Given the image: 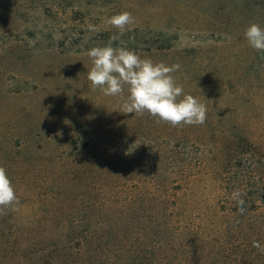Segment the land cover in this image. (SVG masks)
<instances>
[{
  "label": "rangeland",
  "instance_id": "1",
  "mask_svg": "<svg viewBox=\"0 0 264 264\" xmlns=\"http://www.w3.org/2000/svg\"><path fill=\"white\" fill-rule=\"evenodd\" d=\"M23 1L4 4L0 29V166L19 199L0 215V264L70 261L95 230L99 264H232L245 246L264 258V53L244 36L264 28V0ZM124 11L119 36L106 20ZM113 35L179 65L205 123L125 114L93 90L87 52Z\"/></svg>",
  "mask_w": 264,
  "mask_h": 264
},
{
  "label": "clouds",
  "instance_id": "2",
  "mask_svg": "<svg viewBox=\"0 0 264 264\" xmlns=\"http://www.w3.org/2000/svg\"><path fill=\"white\" fill-rule=\"evenodd\" d=\"M106 23L118 30L123 36L134 23L131 12L124 11L106 20ZM90 30L98 31L93 25ZM113 35L105 46H96L88 50L92 62L87 79L93 90L99 89L105 96L120 97L121 112L143 115L148 113L157 122L168 123L173 127L182 125H202L207 119V107L197 98L185 94L183 85L178 84L172 73L179 65L167 66L163 62L154 63L149 58H141L135 51L121 46L113 47V41L119 39ZM245 39L257 52L264 53V28L251 23L245 30ZM125 88L127 96L125 98ZM239 191L233 192L241 214L245 211L244 201ZM19 199L16 189L5 167L0 166V215L5 209L16 210ZM255 247L259 245L254 242Z\"/></svg>",
  "mask_w": 264,
  "mask_h": 264
},
{
  "label": "trees",
  "instance_id": "3",
  "mask_svg": "<svg viewBox=\"0 0 264 264\" xmlns=\"http://www.w3.org/2000/svg\"><path fill=\"white\" fill-rule=\"evenodd\" d=\"M46 1V0H45ZM16 3V8L19 7L24 8L25 1L23 0H0V29L5 28L7 23V16L10 15V8L4 6L5 3ZM34 2L33 0H29V5ZM7 9V10H6ZM180 199H177V202L173 207H178V203ZM157 200V207H158ZM136 205V204H134ZM133 207V205L131 206ZM102 235L103 230H95L90 231L84 236L81 235L77 238V246L74 248L71 254V260H67L61 264H99L101 254H102ZM242 250L241 256L238 260L232 264H264V258H262L258 262H247V256L250 254V248H246Z\"/></svg>",
  "mask_w": 264,
  "mask_h": 264
}]
</instances>
